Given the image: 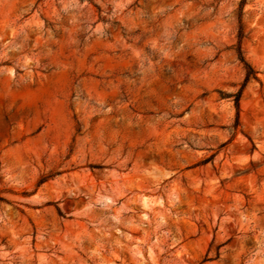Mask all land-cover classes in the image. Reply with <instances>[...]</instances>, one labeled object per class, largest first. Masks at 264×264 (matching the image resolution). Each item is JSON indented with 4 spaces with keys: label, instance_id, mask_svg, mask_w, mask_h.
Instances as JSON below:
<instances>
[{
    "label": "rangeland",
    "instance_id": "rangeland-1",
    "mask_svg": "<svg viewBox=\"0 0 264 264\" xmlns=\"http://www.w3.org/2000/svg\"><path fill=\"white\" fill-rule=\"evenodd\" d=\"M0 264H264V0H0Z\"/></svg>",
    "mask_w": 264,
    "mask_h": 264
},
{
    "label": "trees",
    "instance_id": "trees-1",
    "mask_svg": "<svg viewBox=\"0 0 264 264\" xmlns=\"http://www.w3.org/2000/svg\"><path fill=\"white\" fill-rule=\"evenodd\" d=\"M238 58L240 60V62L243 64L244 69L246 71V75H245V82H247L251 77H254V72L253 69L251 68V66L244 60V58L242 57L241 53L238 51ZM255 78V77H254ZM235 107L236 110H238L239 107V94H237L235 96Z\"/></svg>",
    "mask_w": 264,
    "mask_h": 264
}]
</instances>
